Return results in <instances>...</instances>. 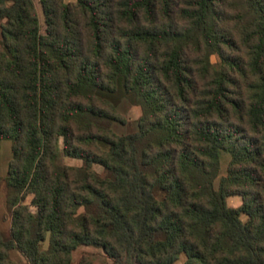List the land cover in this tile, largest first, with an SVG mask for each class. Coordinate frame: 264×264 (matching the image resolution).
<instances>
[{
	"label": "trees",
	"instance_id": "16d2710c",
	"mask_svg": "<svg viewBox=\"0 0 264 264\" xmlns=\"http://www.w3.org/2000/svg\"><path fill=\"white\" fill-rule=\"evenodd\" d=\"M3 140L0 264H264V0H0Z\"/></svg>",
	"mask_w": 264,
	"mask_h": 264
},
{
	"label": "rangeland",
	"instance_id": "374dc122",
	"mask_svg": "<svg viewBox=\"0 0 264 264\" xmlns=\"http://www.w3.org/2000/svg\"><path fill=\"white\" fill-rule=\"evenodd\" d=\"M65 2H74V0H64ZM40 14V9H39ZM40 19L43 24V17L40 14ZM212 63H216L218 58L216 55L210 57ZM118 112L121 115H125L128 122L126 124H119L113 123L112 129L117 134H126L136 130V121L140 116V108L135 106H128L125 102L121 103L118 107ZM11 158V143L8 140H3L0 142V230L8 231L10 227V213L6 209L5 205V192H4V177L7 171V165ZM65 164L68 165H81V162L78 160H73L69 158L62 159ZM230 160V156L226 152H221L220 155V166H219V173L217 178L214 181L215 187L218 186L219 180L221 177L226 175L228 163ZM95 170L99 173H102V168L100 166H94ZM30 197H28L25 202L29 203ZM227 204L230 207H238L241 204V198L239 196H232L227 198ZM242 221L246 220L244 215H241ZM46 245V244H45ZM87 255L89 256L94 264H101L104 262H110V259L104 254L103 250L99 247H80L74 254H73V261L76 264L81 256ZM12 259L17 262V264H27L23 257L18 253L17 250L11 251ZM184 256H181L178 261L174 264H183Z\"/></svg>",
	"mask_w": 264,
	"mask_h": 264
}]
</instances>
